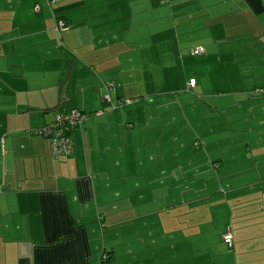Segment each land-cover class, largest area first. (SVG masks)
Returning a JSON list of instances; mask_svg holds the SVG:
<instances>
[{"label": "crops", "instance_id": "1", "mask_svg": "<svg viewBox=\"0 0 264 264\" xmlns=\"http://www.w3.org/2000/svg\"><path fill=\"white\" fill-rule=\"evenodd\" d=\"M48 1L0 0V264H264V0ZM171 30L193 61L179 94L164 70ZM203 96L221 120L201 129L216 158L199 179L159 156L187 147L181 109ZM73 108L94 113L73 154L54 157L36 132ZM213 195L231 224L205 219L197 235L198 202ZM240 208L257 220L244 243Z\"/></svg>", "mask_w": 264, "mask_h": 264}, {"label": "rangeland", "instance_id": "2", "mask_svg": "<svg viewBox=\"0 0 264 264\" xmlns=\"http://www.w3.org/2000/svg\"><path fill=\"white\" fill-rule=\"evenodd\" d=\"M166 39V44L168 46H166V51L168 54V56L172 57L174 59V62H172V69L171 68H165L164 70H172L174 73L170 74L167 73V77L174 78V82H178L177 85L172 86V91L175 88V93H181L183 90L185 89V86H183V82L185 79V73H184V68L188 63H192V62H184L183 61V56L185 55V58L188 59V55L186 54L185 49H183L182 52H175L174 50V44L177 43L179 40H183V42L185 41L184 35L180 32H176L175 30H171L167 33V35L165 36ZM159 52L158 47L154 46L152 54H157ZM151 54V55H152ZM178 57L175 59V57ZM195 58H200V57H195ZM151 59V57H150ZM152 65V61L150 66ZM180 71V72H177ZM176 72V75H175ZM177 76V77H176ZM200 74L197 76L199 77ZM159 77H163L162 75H160ZM160 89H168V87L165 86H159ZM182 96H187L190 97L187 93V95H182ZM145 97V96H144ZM141 101L144 100V98L140 99ZM139 100V101H140ZM201 101L204 102V96L202 97V99L199 100V104L197 106V109L194 111H188L187 107H182L181 109V116L180 119L183 121V125L188 126V131H184L185 133H183V139L185 140V142L187 143V147L182 149L181 155H174L173 157L171 156L170 152H166L164 154H160L159 157H164L165 160H170L174 165H175V169L180 173H190L192 171V173H197L198 174V178L200 179L202 175H204L208 169L210 167H212V164H210L212 161H210L208 158L209 157H214L216 158V155L213 154V150L208 149L207 148V142L205 141V139L207 137L202 138V130L201 129H205L208 124H215L217 125L220 120L221 117L219 116V114H216L213 112L211 113L210 110L203 104L201 103ZM185 109V113L183 112ZM213 116V118H212ZM198 135V136H197ZM220 137L224 138L222 134H220ZM219 137V138H220ZM195 142H203L204 145H202L201 148L195 147L194 143ZM165 146V144L163 145ZM162 148L158 147L155 148L154 150H160ZM150 150V148H149ZM220 152V150H219ZM154 153V152H153ZM157 154V153H154ZM150 157V156H149ZM175 158V159H174ZM145 159V158H142ZM162 160V159H160ZM157 160L154 161H150L149 165H153L156 166L157 165ZM180 163V165H179ZM197 163V164H196ZM180 166L182 167L180 169ZM148 167V165H145L144 168L140 169L138 172L143 173L145 171V168ZM186 171V172H184ZM205 178V177H204ZM203 182L204 180L199 181L197 183L198 185V189H200L203 186ZM166 187L169 188V185L166 183ZM208 187L213 190L212 193H219V189H216V182L212 181V182H208ZM216 189V190H215ZM250 200H258L260 198H254L251 197L249 198ZM236 205V207L239 206V204L237 203V201H233L232 205ZM246 204V203H245ZM198 212H196V217H197V223H196V228H192L193 232H196L197 235L200 234L201 231V226L203 225V223L205 222V219H210V221H215L217 224H220V228L225 227L224 225L226 223H230L231 221L230 215H227V213L224 212H219L220 209H222V204L220 202V200L217 199L216 196H211L209 199H203L200 200L198 202ZM211 209H213V212H211ZM208 211V212H207ZM243 209L240 208V210H237L235 212V216L233 218V222L235 225V231H236V238L240 239L243 243L247 242L249 240H253V236L255 233H252L253 236H250L251 231L255 232V229L253 228V226L250 224V222L252 221H257L254 219L253 216H250L249 214H243L242 213ZM245 218V219H244ZM218 226V227H219ZM224 229V228H223ZM209 236L206 239H211L210 237L213 236V234H216L215 236L218 238L219 237V231L214 229V228H209L208 230ZM256 238H258V240L260 239H264V227L262 226L260 234L258 236H256ZM244 246L248 247L249 245L245 244ZM241 249L243 250V244L241 246ZM262 249L264 250V245L262 247ZM257 257L259 259H263L264 258V254H257ZM264 263V261H263Z\"/></svg>", "mask_w": 264, "mask_h": 264}, {"label": "built area", "instance_id": "3", "mask_svg": "<svg viewBox=\"0 0 264 264\" xmlns=\"http://www.w3.org/2000/svg\"><path fill=\"white\" fill-rule=\"evenodd\" d=\"M55 0H50L47 2V5L54 3ZM42 5L37 4L35 6V11L39 12L41 10ZM68 27L67 23L64 20H57L55 30L57 32H61L66 30ZM196 54H203L204 48H197L194 50ZM195 79L190 80V84H194ZM130 103V102H128ZM102 111L97 112V115H101ZM86 117L84 116L82 111L78 109H70L63 113L57 114L53 121L45 126L43 130L39 133L43 134L50 138L53 146L54 152L63 153V154H70L71 153V146H70V139L68 136L65 135V131H69L77 126H80L85 121ZM224 242L232 247L233 245V238L231 234H225L223 236Z\"/></svg>", "mask_w": 264, "mask_h": 264}, {"label": "trees", "instance_id": "4", "mask_svg": "<svg viewBox=\"0 0 264 264\" xmlns=\"http://www.w3.org/2000/svg\"><path fill=\"white\" fill-rule=\"evenodd\" d=\"M37 5V4H36ZM35 5V6H36ZM42 8V7H41ZM67 23V22H66ZM204 53H205V49H204ZM203 53V54H204ZM193 54H195V55H202V54H196L194 51H193ZM195 82H196V80H195ZM127 104H130V103H128L127 102ZM74 109V108H73ZM75 109H78V108H75ZM79 111H82L83 112V114H84V116L86 117V119H85V121L83 122V124L82 125H80V126H77V127H75V128H73V129H71V130H69V131H65V135L66 136H68L69 137V139H70V146H71V153L70 154H63V153H58V152H54V150H53V146H52V142H51V140H50V138L49 137H47V136H44L43 134H41V133H39L40 131H38V132H36L37 134H39V135H41V136H44V137H46V138H48L49 139V141H50V144H51V151H52V154H53V156L54 157H58V158H67V157H69V156H71L72 154H73V152H74V144H73V142H74V140H73V134H74V132L78 129V128H80V127H82L84 124H85V122H86V120L88 119V117L91 115H93V113H88V112H86L85 110H82V109H78ZM96 115H97V112H96ZM48 125V124H47Z\"/></svg>", "mask_w": 264, "mask_h": 264}, {"label": "bare ground", "instance_id": "5", "mask_svg": "<svg viewBox=\"0 0 264 264\" xmlns=\"http://www.w3.org/2000/svg\"><path fill=\"white\" fill-rule=\"evenodd\" d=\"M97 112H100V111H97Z\"/></svg>", "mask_w": 264, "mask_h": 264}]
</instances>
